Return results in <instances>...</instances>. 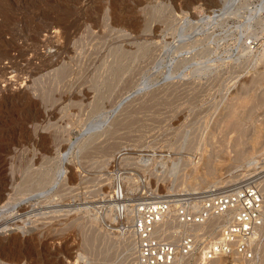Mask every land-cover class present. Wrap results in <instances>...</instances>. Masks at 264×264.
<instances>
[{
  "label": "rangeland",
  "instance_id": "rangeland-1",
  "mask_svg": "<svg viewBox=\"0 0 264 264\" xmlns=\"http://www.w3.org/2000/svg\"><path fill=\"white\" fill-rule=\"evenodd\" d=\"M263 32L264 0H0V264H128L119 180L264 193Z\"/></svg>",
  "mask_w": 264,
  "mask_h": 264
},
{
  "label": "built area",
  "instance_id": "built-area-1",
  "mask_svg": "<svg viewBox=\"0 0 264 264\" xmlns=\"http://www.w3.org/2000/svg\"><path fill=\"white\" fill-rule=\"evenodd\" d=\"M250 41L264 43V32ZM115 194L116 204L126 199L122 189ZM152 198L136 202L131 221L121 224L123 234L136 241V257L128 264L257 263L264 240V193L256 180ZM167 225L176 226L177 232ZM198 225V232L191 229Z\"/></svg>",
  "mask_w": 264,
  "mask_h": 264
},
{
  "label": "bare ground",
  "instance_id": "bare-ground-1",
  "mask_svg": "<svg viewBox=\"0 0 264 264\" xmlns=\"http://www.w3.org/2000/svg\"><path fill=\"white\" fill-rule=\"evenodd\" d=\"M236 4V3H235ZM226 15V14H225ZM214 17V16H213ZM219 18V16H215V18ZM213 19V18H212ZM11 67V66H10ZM137 93H139V92H136L135 94H137ZM242 103H243V105H245L246 103H247V101H245V100H242ZM242 107V106H241ZM235 116H236V113L235 112H233L232 111V113H230L229 115H228V118H229V120L228 121H232V120H234V118H235ZM66 157L65 158H67V155H65ZM208 163L205 165V169H207L208 170ZM210 168V167H209ZM211 170V169H210ZM65 171V170H64ZM68 173V172H67ZM67 173H65L66 175H67ZM61 174L62 175H64L62 172H61ZM66 175H64V177L66 176ZM68 177V176H67ZM67 177H66V179H67ZM72 178H73V180H74V175L72 176ZM62 179V178H61ZM63 180H65L64 178H63ZM65 181H67V180H65ZM218 184H220V182H218V183H213L211 186H217ZM119 189H122V194H123V196L125 197L126 196V194H125V189H124V187H123V184H121V181L119 180L118 181V183H117V185L115 186V189H114V193L112 194L113 195V199H115V197H116V194H115V190H119ZM119 192V191H118ZM126 198V197H125ZM112 199V200H113ZM117 206H118V208H119V211L116 213V218H124V217H127L128 218V220H130L131 218H132V215H133V213L135 212V210H136V206L134 205V206H132V205H128V203H127V199H125V200H123L122 202H120V201H118V203L116 204V203H114V208H115V210H116V208H117ZM4 210V209H3ZM3 214L2 213H0V217L2 216ZM170 220H171V223L173 222V217H171L170 218ZM167 221H169V219L167 220ZM168 224V223H167ZM167 230H171V232H174V231H176L177 232V227L176 226H168L167 225ZM191 229L192 230H194V231H196V232H198L201 228H200V226L198 225V226H193V227H191ZM123 242H126V243H128L129 245H131L132 246V249H133V251L135 252V253H137V247H136V241H135V237L132 235V234H130V235H125V237H124V239H123ZM2 264V263H1Z\"/></svg>",
  "mask_w": 264,
  "mask_h": 264
},
{
  "label": "water",
  "instance_id": "water-1",
  "mask_svg": "<svg viewBox=\"0 0 264 264\" xmlns=\"http://www.w3.org/2000/svg\"><path fill=\"white\" fill-rule=\"evenodd\" d=\"M137 92H141V90H138Z\"/></svg>",
  "mask_w": 264,
  "mask_h": 264
}]
</instances>
